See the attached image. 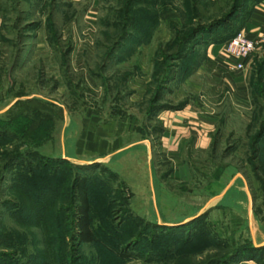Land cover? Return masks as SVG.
I'll return each mask as SVG.
<instances>
[{
  "label": "rangeland",
  "instance_id": "1",
  "mask_svg": "<svg viewBox=\"0 0 264 264\" xmlns=\"http://www.w3.org/2000/svg\"><path fill=\"white\" fill-rule=\"evenodd\" d=\"M140 1L136 17L157 19L146 25L149 40H137L144 24L136 23L135 38L110 60L118 43L112 35L125 34L118 20L127 21L128 0H102L88 14L60 0H0V111L22 100L0 113V264H264V246L255 244L264 242V137L256 141L264 58L253 100H237L219 81L197 74L211 65L197 40L183 58L158 66L159 54L184 48L196 24L218 9L202 0L203 16L194 21L190 0ZM163 68L168 80L176 78L167 87ZM188 81L199 89L186 86L178 95ZM190 100L220 112L214 142L207 151L166 155L158 147L159 108ZM147 141L151 160L136 149L148 148ZM64 145L74 161L101 162H59ZM77 178L88 182L94 242L80 233ZM207 206L213 208L198 223L149 226L160 218L181 222Z\"/></svg>",
  "mask_w": 264,
  "mask_h": 264
},
{
  "label": "crops",
  "instance_id": "2",
  "mask_svg": "<svg viewBox=\"0 0 264 264\" xmlns=\"http://www.w3.org/2000/svg\"><path fill=\"white\" fill-rule=\"evenodd\" d=\"M61 1L79 8H85V14L94 11L102 2L101 0ZM229 31L243 32L249 38L256 39L260 43L246 69L236 72L229 69L223 52L224 43L216 40L218 33L214 32L209 36L206 48V59L211 65L201 66L197 70V74L204 72L208 77L211 76V78L219 81V85H222L223 89L234 92L233 95L237 100H253L254 95L252 96L251 92L257 77V63L264 58V0H245ZM191 82L185 83L183 88L178 91V95L184 94L186 86H191L194 90L199 89L200 86L197 83L191 84ZM225 98L224 96L223 100ZM226 99L231 100V96H227ZM200 105L199 102L190 100L186 101L181 108H167L159 113L158 119L162 123V131L159 134L158 147L166 155L170 154L175 157L193 149L207 151L211 148L214 142L213 132L220 112L215 113L212 110L203 109ZM136 147L133 149L136 148L138 152H149V146L148 148L145 145Z\"/></svg>",
  "mask_w": 264,
  "mask_h": 264
},
{
  "label": "trees",
  "instance_id": "3",
  "mask_svg": "<svg viewBox=\"0 0 264 264\" xmlns=\"http://www.w3.org/2000/svg\"><path fill=\"white\" fill-rule=\"evenodd\" d=\"M162 1L166 2L168 0H153L152 2H156V5H159ZM201 1L202 0H190L191 8L194 10V13L191 15L192 19L194 21L198 20L201 16H203L202 14L199 13L200 3H202ZM244 1L245 0H206L207 4L208 3L212 4V6L217 8L218 11L214 12L212 14V16L210 17L208 22L202 23L201 25L196 24L197 26L193 29V31H192L193 33L190 36V38L187 39V41L185 43L186 46L184 48L180 47V48L176 49L174 52L168 51V53H170V55L167 54L166 50H165V53L162 52L161 54H159V56L157 57V59H158L157 60V65L159 66L160 62L162 60H167L168 59V60L171 61V63H173V60L183 58V56L185 55V51L187 50V46L190 44L191 41L195 42V40L199 41L198 43H196V44H198L197 46H199L200 47L199 49L203 50L205 52V54H206V50H207L206 48L208 46L209 36L212 35L214 32L218 33V35L216 37V40L217 41H221L222 43H226L227 40L237 36V34L239 32H237V31L236 32H231L229 30L231 29L232 22H233L234 18L241 11V8H242V6L244 4ZM140 2H141L140 0H130V1L128 0V5L124 9L126 11V15H128L127 21L125 22V21L118 20V24L125 28V30H124L125 34L121 37V39H119V37L123 34V32H122L121 35L117 34V33L112 35V39H110V40L112 42H114V43H115V41H116V43L117 42L118 43H117V46L114 45V49H112V52L110 53V56H109L111 58L110 60H114L115 58H117V56H119L118 55L119 50H120V48H122L125 45V43H126L125 40L126 39L130 42L129 38L131 36L134 35V38H135V31L137 30L136 29V23L139 24L140 22H142V24H144L143 28L140 31L137 30V32L140 33V35L137 38V40H141V41L143 39H145L146 41L149 40V36L150 35L148 36V34H149L150 31H149L148 26H146V25H150V24L156 23L157 19L153 20L155 18L154 16H150L151 18L145 17V18H143L141 20L138 17H136V15H135L136 14V12H135L136 11V6L134 4H139ZM154 6H155V4H154ZM133 26H135V27H133ZM128 28L129 29L131 28V30H126ZM175 41L178 43V47H179V45L181 44V41H183V40L181 38L178 39V37H176ZM195 49H198V48H195ZM263 61L261 62V64L263 63ZM18 62H16V65H17ZM259 63H260V61L257 63V66H258ZM190 68H192V67H190ZM163 73H164V76H165L163 85L165 87H167V85L171 81H174L176 78L174 77L173 79L168 80L166 75H165L166 74L165 73V68H163ZM263 85H264V83H263ZM34 98L35 97L28 98L27 100H34ZM21 101L22 100L17 101L16 104L18 102H21ZM47 101L52 103V104H54V105H57V104H55L54 102H52L50 100H47ZM184 104H185V102H183L181 105H178V106L171 105L173 107L159 108L158 114L161 111L166 110L167 108L168 109L181 108ZM161 131H162V126H161L159 134L161 133ZM158 137H159V135H158ZM263 137H264V121H263L262 129L257 134L256 141L260 142V140ZM59 160H61L59 162L71 163V161H68V160H66L64 158L59 159ZM76 166L80 167V168H83L84 166H88V165H76ZM87 183H88L87 181H84L83 179L81 180L79 178H77V180L75 181V189H77L78 194H79V201L77 202L78 203L77 204L78 215L82 217L81 222H80L81 223L80 233H82V240L83 241L94 242V241H96V237L94 236L92 229L89 227L90 226L89 225L90 221L88 220V217H89V214L91 212L92 207H91L90 199H89V196H88V187H87L88 184ZM206 215H203V216H206ZM203 216L198 218V220L196 219V220H194L192 222L193 223L194 222L198 223L203 218ZM149 226H159V227H165V228H168V229L169 228L171 229V228L174 227V226H172V227L171 226H163V225H159V224H153V225H149ZM141 233L142 234H140L138 237H136L135 239L132 240V244H135L136 242H138L139 238L143 235V232H141ZM129 245H131V244H129ZM119 255L121 257H126L127 256V254H125L123 252H120ZM232 260H234V259L231 258V261Z\"/></svg>",
  "mask_w": 264,
  "mask_h": 264
},
{
  "label": "water",
  "instance_id": "4",
  "mask_svg": "<svg viewBox=\"0 0 264 264\" xmlns=\"http://www.w3.org/2000/svg\"><path fill=\"white\" fill-rule=\"evenodd\" d=\"M34 96H26V97H23L22 99H28V98H33ZM21 98H15L13 101H12V103L9 105V106H7L6 108H4L3 110H1L0 111V113H3V112H6L12 105H14L17 101H19ZM50 101H53L54 103H56L57 101H55V100H50ZM61 105V104H60ZM62 107H63V109H64V111H65V113L67 112V109H66V107L64 106V105H61ZM64 133H65V130H64ZM64 133H63V136H64ZM65 137V136H64ZM64 137H63V140H64ZM148 143H149V152H148V156H149V160H151V157L150 156H152V144H151V142H149V141H147ZM140 143H142V142H137V143H133V144H130V145H128V146H126V147H124L123 149H121V150H119L118 152H120V151H123V150H127V149H129V148H131V147H133V146H135V145H137V144H140ZM63 158L64 159H66V160H68V161H71V162H73V163H75L76 165H94V164H99L100 162H101V160H100V158L99 159H96V160H73L72 158H70V157H68L67 155H65V145H64V155H63ZM238 176H241L242 178H244L243 177V175L242 174H238L237 175V177ZM237 177H234L231 181H230V183L227 185V187L225 188V190L220 194V195H218V196H216L215 197V199L216 198H220V197H222L223 195H225L227 192H229V189L233 186V184H234V182H235V180L237 179ZM247 185V184H246ZM152 190L154 191V200H155V203H156V195H155V188H154V184H152ZM246 191L248 192L247 194H248V198H249V216H250V223L252 224V209H253V197L251 196V194H250V192H249V190H248V185L246 186ZM211 208H213V207H205V208H203L202 210H200L199 212H197V214L196 215H194V216H192V217H190V218H188V219H185V220H183V221H181V222H176V223H171V222H163L162 220H161V218L159 219V222H157V224H159V225H163V226H179L180 224L181 225H184V224H187V223H189V222H192V221H194V220H198V218H200L201 216H203L204 214H206ZM253 239H254V241H255V236H253ZM256 244V246H258V247H262V246H264V242L263 243H261V244H258L257 242L255 243Z\"/></svg>",
  "mask_w": 264,
  "mask_h": 264
},
{
  "label": "built area",
  "instance_id": "5",
  "mask_svg": "<svg viewBox=\"0 0 264 264\" xmlns=\"http://www.w3.org/2000/svg\"><path fill=\"white\" fill-rule=\"evenodd\" d=\"M258 44V40L249 38L243 32L227 40L223 52L229 69L234 72L245 70L257 51Z\"/></svg>",
  "mask_w": 264,
  "mask_h": 264
}]
</instances>
